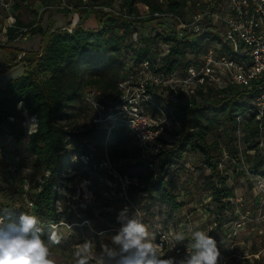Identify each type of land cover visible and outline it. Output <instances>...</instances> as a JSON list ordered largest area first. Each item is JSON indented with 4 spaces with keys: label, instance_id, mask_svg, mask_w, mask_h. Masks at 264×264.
Here are the masks:
<instances>
[{
    "label": "trees",
    "instance_id": "16d2710c",
    "mask_svg": "<svg viewBox=\"0 0 264 264\" xmlns=\"http://www.w3.org/2000/svg\"><path fill=\"white\" fill-rule=\"evenodd\" d=\"M117 4L121 15L103 9L116 8L113 0L13 1L14 22L6 27L7 43L0 46L8 57L0 63V75L19 63L24 64V69L20 75L0 85V135L5 133L16 143L27 138L20 164L31 169L32 185L26 190V196L25 181H21V187L15 192L26 197L31 206L26 205V198L19 208L0 202L1 206L12 213L13 220L18 219L22 212L37 216L42 233L48 232L51 225L58 226L60 222L56 202L62 173L69 166L75 170L87 167L95 173L99 172L106 182L113 179L103 165L108 159L121 175L133 180L146 201L158 202L170 210L171 214L163 226L157 222L153 225L154 240L158 226L166 229L167 223L174 222L176 225L182 221L184 215L178 218L175 212L185 203L178 201L177 197L180 194L184 198L187 195L193 197L194 190L200 194L196 204L202 198L210 197V217L201 219L207 222L205 226L215 223L211 234L215 238L217 235L220 237V226L235 213V205L231 201L234 188L227 184V179L231 166L237 174L243 171L238 169L242 151L247 156L249 173L264 176V161L259 149L264 133L260 132L252 114L245 116L241 122L236 119V114L249 107L258 88L256 85L250 90L234 85L223 88L206 86L205 90L198 88L187 100L179 95L176 103L169 98L161 103L155 102L160 89L147 88L152 95L147 106L156 112L153 116L159 113V108L163 109L168 117L175 120L179 129L174 124L159 139L161 146L157 152L145 155L124 126L114 125L108 130L91 122L92 111L84 100V91L95 87L113 99L120 92L118 81L129 71L146 59L157 63L156 53L160 49L157 41L162 39L168 24L158 21L153 13H181L186 0H118ZM144 6H147L146 17L142 12ZM190 9L195 10L194 3ZM53 12L63 16L74 13L78 17L91 13L96 26L87 28L78 20L68 32L64 27L54 26ZM24 13H30L32 18L24 19ZM45 13L47 25L43 29L41 18ZM148 22L151 32L144 35L141 30ZM134 32L137 33L136 40L132 37ZM36 34L41 36L37 50L24 51L8 46L17 38ZM216 37L215 32L198 35L191 40L164 37L162 40L168 53L152 69L166 75L175 72L182 75L190 64L198 63ZM228 49V45L224 44L216 51L227 52ZM20 101H23V108H18ZM84 108L87 114L90 112V126L77 131L74 125ZM30 116L38 120L31 136L27 135L23 125ZM238 132L241 133L239 137ZM170 135L174 138L166 141ZM240 140L244 144L242 150L237 144ZM251 150L253 153L247 152ZM188 153L195 156L194 162L186 160ZM223 153L232 161H222ZM82 157H86L85 163ZM220 162L225 173L218 167ZM201 178L203 184H200ZM150 216L153 217L152 214ZM256 253V249L251 252ZM227 255L224 264H264V258L260 256L250 261L248 257H237L233 253Z\"/></svg>",
    "mask_w": 264,
    "mask_h": 264
},
{
    "label": "built area",
    "instance_id": "2783aa9c",
    "mask_svg": "<svg viewBox=\"0 0 264 264\" xmlns=\"http://www.w3.org/2000/svg\"><path fill=\"white\" fill-rule=\"evenodd\" d=\"M158 1L164 2V0ZM192 3L195 8L193 11L190 9ZM103 9L106 12L113 11L121 15L118 8L103 7ZM144 9L147 11V6H144ZM153 15L158 18V21L168 24L162 39L174 37L178 40H191L198 35L206 36L209 32H215L217 39L212 41V45L204 51L197 64H190L184 74L177 76V72L166 75L152 69V66L157 65L159 59L168 53L167 46L160 38L157 44L162 49L160 48L156 53L157 63L152 59H146L133 71H129L124 78L118 81L120 92L115 98L109 99L102 90L95 87L85 89L84 100L92 111L91 122L107 127L108 130L114 125L124 126L142 148L143 153L150 155L157 152L161 146L159 139L176 122L168 117L163 109L159 108L156 116L146 111L147 102L152 100V95L147 88L158 87L167 92L170 101L176 103L179 95H183L187 100L196 93L198 88L205 90L206 86L223 88L234 85L250 90L256 85L258 92L251 100L249 107L236 114V119L241 122L245 116L252 114L258 122L260 132L264 133V0H227L225 6L221 4V0H186L181 13L154 12ZM13 22L14 18H11L7 26ZM64 28L71 32L73 27ZM132 37L136 40L137 33H133ZM224 44L228 45V51L217 52L216 48ZM229 54L234 57H230ZM31 117L34 116L28 117L23 122L27 135V125ZM239 136H241L240 132H238ZM259 149L264 161L263 137L259 141ZM247 152L253 153L252 150ZM225 159L232 161L230 156L223 153L222 161ZM5 160L7 170L12 174L17 168L10 163L9 159ZM103 165L108 168L114 179H122L123 175L113 167L108 159H105ZM218 167L221 172H224L222 162ZM231 173L234 174L236 171L231 170ZM195 177L196 175H193L194 179ZM24 188V196H26V190L29 188L27 183ZM189 196L191 198V195ZM25 200L27 206L30 207L31 203L27 198ZM231 201L240 202L241 198L234 197ZM209 202L210 197L206 196L199 204L193 206L204 219L210 217ZM7 212L0 203V216L6 215ZM191 222L188 216H184L182 221L176 224L178 232H184L186 235L185 241L181 243L175 241V234L169 226L166 229L160 226L156 228L154 243L159 246V253L162 257H174L180 260L188 252L193 251L190 247L192 241L188 239L191 238V233L188 231V227L192 226ZM220 227L222 229L220 238H215L211 234V231L215 229V223L208 224L205 232L217 241L220 251L218 264H224L228 258L226 249L231 245V239L238 231L240 222L234 221L230 229L226 224Z\"/></svg>",
    "mask_w": 264,
    "mask_h": 264
},
{
    "label": "rangeland",
    "instance_id": "374dc122",
    "mask_svg": "<svg viewBox=\"0 0 264 264\" xmlns=\"http://www.w3.org/2000/svg\"><path fill=\"white\" fill-rule=\"evenodd\" d=\"M13 1L0 0V46L7 43L6 27L11 18H14ZM117 2L118 0H113V5L116 8ZM221 4L225 6L227 0H221ZM36 8L39 9V7ZM142 12L146 17L144 8H142ZM22 17L29 20L32 18V15L24 13ZM52 18L55 27L73 26L78 20H80L84 27L92 28L96 26L91 13L82 14L78 17L74 13L63 16L60 13L53 12ZM41 20V27L45 29L47 25V13L42 15ZM137 28L138 32H140V28ZM141 31L144 35L150 34L151 24L149 22L146 23ZM39 38L41 36L38 34L19 40L17 38L9 42L8 46L21 48V50L36 49L40 43ZM160 48L162 49L161 46ZM7 58L3 48L0 47V63ZM16 66L11 68V70ZM180 75V72H177V76ZM158 91L159 96L154 99L155 102L161 103L164 100H168L167 92L163 90ZM75 109H77V106ZM146 111L152 116L156 113L152 110L151 106H146ZM88 114L84 108V111L76 119L74 129L83 131L90 126V112ZM175 126L179 129L177 123H175ZM173 138L174 136L170 135L166 141ZM26 143L27 138L20 143H16L13 139L7 137L5 133L0 135V202L6 205L13 204L15 208H19L25 198L20 193L15 192V190L21 187V181H25L28 187L32 185L31 169L27 170L28 167L26 165L22 166L20 164L25 154ZM237 144L240 150H242L244 147L242 141L240 140ZM13 156L15 157L11 159L10 157ZM83 158L81 160L85 163L86 158ZM194 158L195 156L191 153L186 154L187 161L194 162ZM5 159H9L10 163L17 168L12 174L7 170ZM73 160L74 158L71 162ZM241 160L242 162L238 164L239 168H237H242L243 171L240 174H237V172L232 174L231 170L233 171L235 168L231 166L227 179V184L234 188V197L241 198V201L236 203L233 201L235 213L225 223L230 229L234 221L240 222V227H238V231L233 235L231 245L226 249V253H233L237 257L242 258L248 257L252 261L253 258H257L258 256L264 258V176H255L249 173L247 170V156L243 151L241 152ZM226 166H228L227 163ZM99 175V172L96 171L95 173L87 167L75 170L72 166H69L62 173L58 188L59 198L56 202L60 214V222L55 229L61 242L59 245H52L50 247L49 256L54 261V264H77L75 252L85 242L91 244L88 264H98L96 255L100 252L102 245L110 243L111 236L116 234V230L120 227L117 216L125 208H127L129 216L137 210L141 213L143 223L148 226L153 239L155 237L153 225L157 222L163 226L169 213L171 214L168 208L158 202L146 201L138 186L127 175H123L121 180L113 178L106 180V182ZM202 181L201 178L200 184H203ZM260 183H262L261 186ZM179 186L181 187V183H179ZM194 191L196 193L191 198L190 196L184 198L181 194L177 197L178 201H182L185 204L175 214L178 218H182L183 215L185 217L188 216L192 221V224H190L193 231H197L198 229L196 228H200L205 232L207 222H203L202 217L193 207L200 198L197 190ZM147 208L149 209L148 211H146ZM167 226L171 228L174 234L178 232L174 222L167 223ZM49 233L50 231L41 233L42 238L47 239ZM216 238H220L219 235ZM254 249L258 250V253L251 254Z\"/></svg>",
    "mask_w": 264,
    "mask_h": 264
},
{
    "label": "clouds",
    "instance_id": "9594fccd",
    "mask_svg": "<svg viewBox=\"0 0 264 264\" xmlns=\"http://www.w3.org/2000/svg\"><path fill=\"white\" fill-rule=\"evenodd\" d=\"M23 108V101L18 103ZM38 125L36 117H31L27 131L33 135ZM120 227L111 236L110 243L102 245L96 255L98 264H218L220 251L217 241L204 231H193L191 226L190 247L193 251L180 259L162 257L159 246L154 243L148 226L143 223L137 210L131 216L127 208L117 216ZM40 220L37 216L20 213L18 219H12V213L0 216V264H54L49 258L50 247L59 245L61 240L56 232V225L50 226L47 239L42 238ZM178 243L184 242V232L174 236ZM91 244L85 242L75 252L77 264H88Z\"/></svg>",
    "mask_w": 264,
    "mask_h": 264
},
{
    "label": "crops",
    "instance_id": "0c3cea01",
    "mask_svg": "<svg viewBox=\"0 0 264 264\" xmlns=\"http://www.w3.org/2000/svg\"><path fill=\"white\" fill-rule=\"evenodd\" d=\"M34 36H36V35H34ZM38 47H39V45H38ZM38 47L36 49H30V50H37ZM19 49H21V48H19ZM24 51H28V50H24ZM23 69H24V64L23 63H19V65L16 66L14 69H12V70L10 69L5 74L0 75V78H1L0 79V85L3 84L6 80L20 75L23 72Z\"/></svg>",
    "mask_w": 264,
    "mask_h": 264
}]
</instances>
